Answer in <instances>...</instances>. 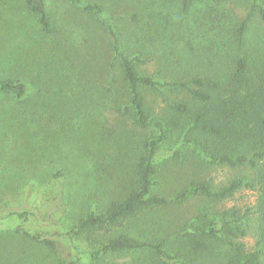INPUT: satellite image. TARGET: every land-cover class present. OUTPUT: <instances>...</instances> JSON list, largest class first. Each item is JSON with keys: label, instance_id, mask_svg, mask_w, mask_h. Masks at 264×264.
<instances>
[{"label": "rangeland", "instance_id": "obj_1", "mask_svg": "<svg viewBox=\"0 0 264 264\" xmlns=\"http://www.w3.org/2000/svg\"><path fill=\"white\" fill-rule=\"evenodd\" d=\"M87 1L102 3L104 17L65 0H45L54 25L48 33L24 0H0V80L20 78L28 85L21 102L0 97V264H62L56 251L31 237L48 234L78 258L68 229L129 191L136 162L158 133L157 122L166 138L155 158L154 191L169 203L113 233L78 240L83 264H159L150 251L88 258L123 232L145 240L167 238L172 254L182 253L179 263L219 264L226 251L222 232L207 237L204 249L190 242L207 220H216L218 230L240 222L248 233L240 240L251 248L257 224L245 212L254 205L255 192L241 189L222 202L192 195L178 202L176 197L194 183L208 182L217 190L234 178L250 179L253 169L214 162L196 145L200 135L189 116L171 108L180 101L200 105L186 90L142 87L151 120L147 128L139 127L134 109L125 110L131 92L115 47L141 75L161 84L203 76L223 90L238 57H245L251 70L264 71L259 15L264 0H191L187 10L182 0ZM247 17L240 38L238 28ZM13 106L24 107L26 123L8 117L6 110ZM58 171L64 176L54 179ZM25 186L29 190L22 195ZM36 194L38 202H29ZM12 209H27L26 231L19 219L5 215Z\"/></svg>", "mask_w": 264, "mask_h": 264}, {"label": "trees", "instance_id": "obj_2", "mask_svg": "<svg viewBox=\"0 0 264 264\" xmlns=\"http://www.w3.org/2000/svg\"><path fill=\"white\" fill-rule=\"evenodd\" d=\"M65 1L82 8L90 15L104 17L105 7L102 3L87 0ZM182 1L184 10H187L191 0ZM24 4L31 13L37 16L44 31L48 33L54 31L45 0H24ZM259 15L264 21V7L259 8ZM248 19L249 17L245 18L239 25L240 38L245 32ZM115 50L120 57L124 77L131 92L130 106H126L125 110L134 109L136 123L139 127L147 128L151 120L144 103L142 87L157 89L170 86L186 90L191 99L199 102L200 105L196 104V107H192L187 102L180 101L172 104L171 108L176 113L189 116L193 131H197L200 135L195 140L196 145L214 162L226 164L232 168L249 166L253 169L250 179L234 178L217 190L213 189L208 182L194 183L180 192L176 201L180 202L192 195L222 202L233 197L241 189L255 192V203L245 212V215L250 214V217L256 220L254 245L249 248L240 240L248 234L247 227L240 222L227 223L221 230H218L216 220H207L201 229H196L190 242L196 248L204 249L207 247L205 244L207 237H215L222 232L226 251L223 261L219 264H262L264 261V71L251 70L247 59L238 57L228 72V85L223 90H220L216 81L203 76H195L187 81H171L161 84L150 76L141 75L128 55L119 52L117 46ZM27 91V83L20 78L6 77L0 80V97L21 102L25 99ZM23 108L22 106L8 107L6 110L8 117L12 121L26 123L23 118L27 114ZM28 118L31 119V117ZM156 125L159 129L158 133L147 141L146 152L136 162L134 178L129 191L122 198L107 203L103 211L95 210L80 216L68 229L69 246L71 248L73 246L78 251V258L68 256L62 245L49 234L36 235V238L31 237L48 249L56 251L61 256L62 264H83L78 240L84 239L83 241L87 242L100 233H113L124 228L127 223L147 210L166 206L169 200L154 191L157 185L154 182L157 173L155 158L160 145L166 138L163 124L157 122ZM63 176L62 171L53 174L54 179H60ZM28 190V187H23L22 195H25ZM19 194L21 195V192ZM20 195L18 197L22 198ZM37 197V194L34 195L29 202L37 203L38 201H35ZM64 206L61 205L59 208L63 211ZM27 209L22 211L12 209L5 212V215L9 217L13 215V218L19 219V226L26 231L23 221L27 218L25 217ZM26 233L28 236L29 232ZM168 242L169 240L165 237L145 240L123 232L108 239L97 251L86 253L88 258L94 261L105 254L150 251L157 256L159 264H185L178 261L183 259L182 253L178 256L173 255L168 249Z\"/></svg>", "mask_w": 264, "mask_h": 264}]
</instances>
